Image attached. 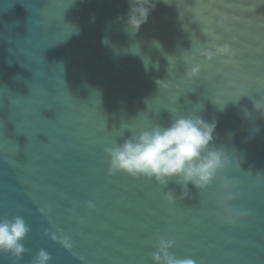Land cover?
<instances>
[{"label": "water", "instance_id": "1", "mask_svg": "<svg viewBox=\"0 0 264 264\" xmlns=\"http://www.w3.org/2000/svg\"><path fill=\"white\" fill-rule=\"evenodd\" d=\"M151 2L132 35L127 0H0V218L29 228L0 264H154L162 237L196 264H264V119L242 114L264 101V0ZM225 43L231 60L200 55ZM185 115L217 120L241 222L208 197L219 179L180 200L174 180L109 174L105 148Z\"/></svg>", "mask_w": 264, "mask_h": 264}, {"label": "clouds", "instance_id": "2", "mask_svg": "<svg viewBox=\"0 0 264 264\" xmlns=\"http://www.w3.org/2000/svg\"><path fill=\"white\" fill-rule=\"evenodd\" d=\"M129 9L124 19L126 29L135 35L140 27L147 22L151 9V0H127ZM213 50L200 53L206 60L211 61L219 55L231 60L235 52L229 44L213 45ZM200 67L194 65L188 71L190 77L200 73ZM161 85H159L160 87ZM244 96H238L233 102H239ZM223 110V107H220ZM254 113L242 109L243 118L252 120L257 117L264 119V101H253ZM217 120H205L195 115L175 117L167 126L159 124L140 131L120 143L105 148L110 157L109 174L123 172L132 178L143 177L164 186L169 180L180 184L181 192L178 199L189 196L188 185L200 190L207 189L214 181L220 180L218 194L213 196L215 208L221 220L228 225L241 222L250 213L242 208L233 206L238 194L233 190L234 185L220 174L229 165V158L224 146H217ZM253 131L258 129L253 128ZM231 140V135L228 137ZM169 204H174L177 197L171 191L165 194ZM89 207H93L89 202ZM29 232L22 217L0 218V252L10 254L18 260L25 252L22 243ZM55 238V237H53ZM64 247L70 248L68 238L62 241ZM174 241L160 238L156 244L158 251L152 254L154 264H196L191 258L179 259L169 250ZM49 254L40 250L35 258V264H48Z\"/></svg>", "mask_w": 264, "mask_h": 264}, {"label": "snow or ice", "instance_id": "3", "mask_svg": "<svg viewBox=\"0 0 264 264\" xmlns=\"http://www.w3.org/2000/svg\"><path fill=\"white\" fill-rule=\"evenodd\" d=\"M218 192H219V189H217L215 186H213L208 193V197L213 201V196L218 194Z\"/></svg>", "mask_w": 264, "mask_h": 264}]
</instances>
